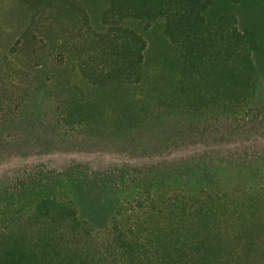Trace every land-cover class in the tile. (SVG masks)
Returning <instances> with one entry per match:
<instances>
[{
    "label": "trees",
    "instance_id": "16d2710c",
    "mask_svg": "<svg viewBox=\"0 0 264 264\" xmlns=\"http://www.w3.org/2000/svg\"><path fill=\"white\" fill-rule=\"evenodd\" d=\"M17 2L0 45V126L31 88L50 94L60 129L175 122L165 148L263 107L252 104L264 92V0ZM208 175L191 191L134 169L110 176L102 251L84 257L77 247L99 233L75 192L100 182L27 174L4 194L0 264H264V183L226 190Z\"/></svg>",
    "mask_w": 264,
    "mask_h": 264
},
{
    "label": "rangeland",
    "instance_id": "374dc122",
    "mask_svg": "<svg viewBox=\"0 0 264 264\" xmlns=\"http://www.w3.org/2000/svg\"><path fill=\"white\" fill-rule=\"evenodd\" d=\"M17 3V0H0V45L13 34L6 14L17 9ZM49 89L52 91L51 87ZM252 105L263 107L256 113L245 115L241 121H210L202 131L182 129V135L175 136V142L165 148V138L179 132L178 128L172 127L175 122L116 136L97 130L60 129L55 122L54 102L50 94L31 88L14 118L0 126V208L4 194L27 174L39 172L78 181L100 182L88 191L87 184H84L75 192L77 199L79 196L82 199L79 208L82 216L93 224L90 227H94L93 233H99L89 246L77 247L78 255L94 256L96 251H102L104 235L100 230L111 209L108 202L100 201L106 196L109 198L105 185L120 170H139L147 177L187 191L198 187V178L205 172L209 173L207 184H219L226 190L245 187L247 182L262 185V89Z\"/></svg>",
    "mask_w": 264,
    "mask_h": 264
}]
</instances>
